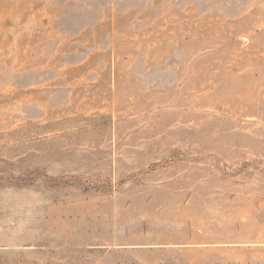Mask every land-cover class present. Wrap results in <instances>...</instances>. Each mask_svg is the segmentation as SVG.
Listing matches in <instances>:
<instances>
[{
  "label": "rangeland",
  "instance_id": "374dc122",
  "mask_svg": "<svg viewBox=\"0 0 264 264\" xmlns=\"http://www.w3.org/2000/svg\"><path fill=\"white\" fill-rule=\"evenodd\" d=\"M0 264H264V0H0Z\"/></svg>",
  "mask_w": 264,
  "mask_h": 264
}]
</instances>
